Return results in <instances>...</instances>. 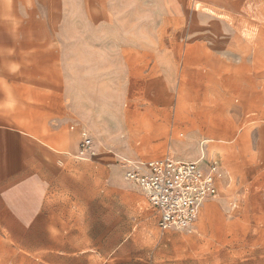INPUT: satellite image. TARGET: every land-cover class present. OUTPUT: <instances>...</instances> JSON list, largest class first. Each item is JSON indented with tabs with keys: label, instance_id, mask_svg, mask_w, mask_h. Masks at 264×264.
<instances>
[{
	"label": "crops",
	"instance_id": "crops-1",
	"mask_svg": "<svg viewBox=\"0 0 264 264\" xmlns=\"http://www.w3.org/2000/svg\"><path fill=\"white\" fill-rule=\"evenodd\" d=\"M191 2L160 0L155 11L153 0H0L1 240L40 264H88L90 239L98 244L93 255L105 254L107 232L127 239L132 226L123 233L121 224H137L140 204L159 226L124 161L199 154L176 157L182 149L173 141H185L174 135V152L169 146L154 158L124 144L130 128L220 125L180 106L183 78L197 74H178V43L169 35L181 15L203 13ZM193 2L230 15L249 4ZM155 13L162 16L156 30ZM85 135L91 149L81 156Z\"/></svg>",
	"mask_w": 264,
	"mask_h": 264
},
{
	"label": "rangeland",
	"instance_id": "rangeland-1",
	"mask_svg": "<svg viewBox=\"0 0 264 264\" xmlns=\"http://www.w3.org/2000/svg\"><path fill=\"white\" fill-rule=\"evenodd\" d=\"M153 2L159 10L160 0ZM195 3L191 6L204 8L203 13L181 15L177 31L169 35L178 43V74H197L183 78L180 106L185 114L195 111L220 125L130 128L124 145L154 158L169 152L174 135L185 141H173L182 149L176 157L197 153L196 160L204 156L202 165L218 157L233 183L204 205L191 230L162 231L148 204H140L137 224H121L123 233L132 226L127 239L107 232L105 254L99 255H93L98 244L90 239L88 264H264V0H249L247 10L233 15L210 13ZM142 5L139 1V10ZM161 18L153 16L155 30ZM147 129L159 136L148 141ZM148 151L162 154L149 157ZM41 262L0 239V264Z\"/></svg>",
	"mask_w": 264,
	"mask_h": 264
},
{
	"label": "built area",
	"instance_id": "built-area-1",
	"mask_svg": "<svg viewBox=\"0 0 264 264\" xmlns=\"http://www.w3.org/2000/svg\"><path fill=\"white\" fill-rule=\"evenodd\" d=\"M91 149V140L84 136L80 155ZM127 178L139 185L159 215L162 231L191 230L204 205L230 187L233 177L223 162L212 157L206 165L166 156L150 160H125Z\"/></svg>",
	"mask_w": 264,
	"mask_h": 264
},
{
	"label": "bare ground",
	"instance_id": "bare-ground-1",
	"mask_svg": "<svg viewBox=\"0 0 264 264\" xmlns=\"http://www.w3.org/2000/svg\"><path fill=\"white\" fill-rule=\"evenodd\" d=\"M196 161L202 163V162L204 161V156H202L200 159H198V160H196Z\"/></svg>",
	"mask_w": 264,
	"mask_h": 264
}]
</instances>
